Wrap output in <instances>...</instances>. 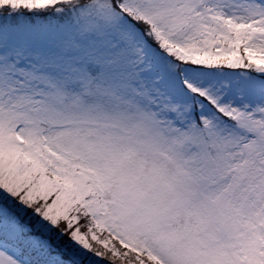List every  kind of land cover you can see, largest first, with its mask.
<instances>
[{
	"label": "snow or ice",
	"instance_id": "snow-or-ice-1",
	"mask_svg": "<svg viewBox=\"0 0 264 264\" xmlns=\"http://www.w3.org/2000/svg\"><path fill=\"white\" fill-rule=\"evenodd\" d=\"M0 264H264V0H0Z\"/></svg>",
	"mask_w": 264,
	"mask_h": 264
}]
</instances>
